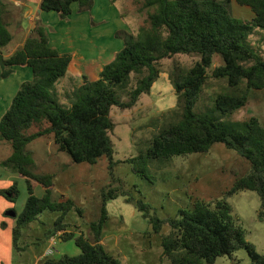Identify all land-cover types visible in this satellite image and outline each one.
<instances>
[{
	"label": "trees",
	"instance_id": "16d2710c",
	"mask_svg": "<svg viewBox=\"0 0 264 264\" xmlns=\"http://www.w3.org/2000/svg\"><path fill=\"white\" fill-rule=\"evenodd\" d=\"M230 1L250 8L252 19L248 22L234 18L227 5ZM74 3L80 5L81 12H89L94 7V0H41L40 7L42 11L56 12L66 20L72 15ZM146 6L154 8L149 15L150 27L141 28L137 35L118 32L116 37L123 41L124 48L112 63L104 67L98 80L83 77V84L73 94L71 106L66 108L58 101L53 89L67 75L72 56L61 55L52 48L46 28L38 24L23 48L5 58L3 50L12 42L13 36L4 23V0H0L1 76L8 78L17 66H27L33 73V79L20 86L0 121V140L12 149L11 156L0 161V166L24 177L28 192L25 208L16 217L14 246L20 250L18 243L22 231L42 213L60 212L61 216L47 235L54 237L61 233L62 241L74 240L81 255H65L60 260L46 258L39 264H123L101 244L108 220L107 203L122 195L149 219L156 234L161 232L165 223L170 225L172 232L163 238L162 247L163 256L171 264H215L218 258L242 249L248 251L250 264H264V255L246 240L243 228L226 201L216 202L215 209L199 201L192 211L181 210L180 219L164 221L150 204L136 200L121 188H108L102 192L100 219L91 224L93 238L87 239L84 235L76 236L67 231L65 218L76 206L72 199L52 200L55 176L36 175L31 171L35 160L28 146L41 137L52 136L58 150L67 153L77 164L95 165L107 157L113 178L112 108L131 109L142 95L150 93L161 74L157 67L160 61L180 54L199 55L200 60L192 68L185 73L175 69L170 76L181 115L178 114V119L154 138L146 154L130 162L135 173L146 177L151 162L155 160L207 153L215 144L222 143L250 164V172L235 180L226 197L253 191L260 196L264 209V126L260 120L253 117L240 130L217 117L194 111L216 55H221L224 63L214 67V78H226L231 88L246 83L240 94L216 97V109L223 116L245 107L252 91L264 90V59L243 45L252 27L264 30V0H176L175 3L147 0ZM145 70L148 74L138 81L130 99L121 102L118 89L129 85L133 73L140 75ZM42 124L46 126L29 134L34 126ZM36 185L44 188L42 197L36 195ZM0 197L15 203L19 197L16 182L9 189H0ZM76 210L82 214L80 209Z\"/></svg>",
	"mask_w": 264,
	"mask_h": 264
},
{
	"label": "rangeland",
	"instance_id": "374dc122",
	"mask_svg": "<svg viewBox=\"0 0 264 264\" xmlns=\"http://www.w3.org/2000/svg\"><path fill=\"white\" fill-rule=\"evenodd\" d=\"M111 1L117 14L126 23L128 33L137 35L141 28L150 27L149 15L154 12V8L146 6L147 0ZM169 1L175 3L176 0ZM227 5L234 18L248 22L252 19L250 8L235 1L227 2ZM243 45L255 50L264 59V30L252 27ZM15 46L16 42L4 53L7 54ZM199 60V55L180 54L160 61L157 67L161 74L150 93L142 95L131 109L112 108L110 118L114 129L110 139L114 151V180L110 174V160L107 157L101 158L95 165L77 164L67 153L58 150L52 136L41 137L28 146L35 160L31 171L36 175L55 176L52 200L63 202L72 199L76 208L82 211V214H79L74 208L67 214L65 224L69 233L92 239L91 224L100 219L103 190L121 188L136 200L150 204L156 215L164 221L180 219L181 210L192 211L195 203L199 201L210 205L211 209H215L216 202L226 201L232 207L233 216L243 228L246 240L259 254L264 255V209L260 196L253 191H242L232 197H226L235 180L250 172V164L237 152L217 143L207 153L158 159L151 162L146 177L135 173L134 165L130 162L146 154L151 149L154 138L165 127L175 122L178 114L181 115L182 110L179 108L170 76L175 69L185 73ZM223 63L221 55H216L215 64L208 71L207 82L194 111L217 117L226 124L236 125L240 130L241 126L253 117L258 118L264 126V90L252 91L246 106L232 114L223 116L216 109L218 95L240 94L246 86L244 82L238 88H231L226 78H214V67ZM147 74L148 71L145 70L143 74L131 75L129 85L118 89L121 102L130 99L138 81ZM81 84V81L72 77L61 79L54 86V94L64 107L69 108L73 102V94ZM45 126L36 125L29 134ZM3 154L4 152H0V157H3ZM20 179L15 180L19 191L16 202L5 203L7 208L0 205V264H36L38 259L41 263L46 258L60 260L65 255L80 256L81 250L75 241H62L61 233L54 235V245L48 241L52 236L47 233L53 230L56 220L61 216L60 212L51 211L42 213L22 231L18 243L20 250L16 249L13 243V214L5 216L4 212L11 211L19 215L25 208L28 192L25 181H22L21 177ZM35 190L38 196L44 193L41 186L36 185ZM107 212L108 220L103 229L102 245L110 255L123 264H171L170 260L163 256L162 247L163 238L172 232L168 223L156 234L149 219L136 209L134 203L128 201V197L122 195L108 201ZM250 263L251 258L245 249L220 257L215 262Z\"/></svg>",
	"mask_w": 264,
	"mask_h": 264
},
{
	"label": "crops",
	"instance_id": "0c3cea01",
	"mask_svg": "<svg viewBox=\"0 0 264 264\" xmlns=\"http://www.w3.org/2000/svg\"><path fill=\"white\" fill-rule=\"evenodd\" d=\"M40 5L41 0H4L3 20L13 40L3 50V56L8 58L22 49L26 40L40 24L48 32L50 46L61 55L72 56L67 75L63 79L72 77L81 81L82 84L83 77H87L90 81L98 80L104 67L112 63L116 55L124 48L123 41L118 39L116 34L121 31L129 32L126 23L113 7L112 1L94 0V7L89 12H81L80 5L74 3L72 15L66 20L61 19L56 12L42 11ZM14 42H16L15 48L5 54L4 51ZM1 74L0 65V121L10 108L20 86L33 79L32 70L27 66L14 67L12 74L5 79ZM0 152H4L3 157H0V161H4L11 156L12 149L8 143L2 141ZM20 177L26 184L25 178L18 173H12L0 167V189L9 188L15 180H21ZM5 203L10 202L0 197V205L7 208ZM10 213L13 214L14 219L13 230L17 214L11 211L4 212L5 216ZM53 239L52 237L48 241L51 243ZM39 262L40 259L36 261V264Z\"/></svg>",
	"mask_w": 264,
	"mask_h": 264
},
{
	"label": "built area",
	"instance_id": "2783aa9c",
	"mask_svg": "<svg viewBox=\"0 0 264 264\" xmlns=\"http://www.w3.org/2000/svg\"><path fill=\"white\" fill-rule=\"evenodd\" d=\"M53 242H54V239H53V241L51 242V243H52V245H54V243H53ZM49 255H50V254H49Z\"/></svg>",
	"mask_w": 264,
	"mask_h": 264
}]
</instances>
